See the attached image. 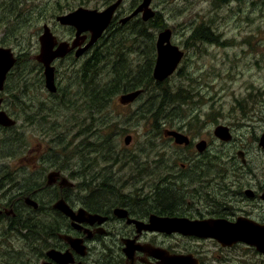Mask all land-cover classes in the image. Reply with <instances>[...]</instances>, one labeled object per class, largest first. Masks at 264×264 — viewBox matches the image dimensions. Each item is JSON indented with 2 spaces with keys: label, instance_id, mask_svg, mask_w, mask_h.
Returning <instances> with one entry per match:
<instances>
[{
  "label": "flooded vegetation",
  "instance_id": "1",
  "mask_svg": "<svg viewBox=\"0 0 264 264\" xmlns=\"http://www.w3.org/2000/svg\"><path fill=\"white\" fill-rule=\"evenodd\" d=\"M97 1L87 8L101 11L115 4L112 15L98 39L80 55L76 50L95 35L91 29L82 31L81 46L52 61L54 92L46 87L45 65L37 59L38 37L47 25L58 41H72L75 28L56 20L61 13L43 22L35 41L29 39L25 69L13 51L16 61L0 84V114L14 121L11 125L0 122V264H172L175 257L182 258L183 264H264V251L252 242L224 245L214 237L190 231V222L205 220L264 225V159H250L243 145H236L234 153L226 156L225 149L237 138L233 127L225 124L231 132L229 141L214 135L221 145L215 152L210 138L195 137L182 122L167 127L160 118L155 124L156 140L134 143L129 134L128 143L123 138V143L114 145V121L99 125L93 114L99 111L92 107L85 111L83 118L88 120L81 127L94 137L91 157H80L83 152L77 151L78 157L67 161L61 138L58 142L46 138L53 115L30 97H45L49 102L66 97L63 63H69L78 76L76 95L84 97V108L89 109L99 63L86 59L93 58L104 43L125 41L134 59L125 80L142 86L169 83L188 59L182 38L218 36L205 20L193 18L192 25L178 24L169 7L179 0ZM230 1L235 2L211 0L220 8ZM58 27L68 28L70 35L61 37ZM166 30L170 43L182 55L172 74L157 80L153 74L157 40ZM136 89L142 93L131 102L121 103L119 97L111 100L115 103L117 98L115 104L124 108L135 105L146 92L143 87ZM262 122L253 139L257 151L264 154L259 146ZM27 126L43 141L33 137L31 143H20L19 131ZM169 131L181 133L187 141H177ZM198 140L206 142L201 151L196 148ZM167 219L172 223L163 221ZM181 224L188 230L183 231ZM56 252L65 256L58 259Z\"/></svg>",
  "mask_w": 264,
  "mask_h": 264
},
{
  "label": "rangeland",
  "instance_id": "2",
  "mask_svg": "<svg viewBox=\"0 0 264 264\" xmlns=\"http://www.w3.org/2000/svg\"><path fill=\"white\" fill-rule=\"evenodd\" d=\"M15 1L0 0V42L6 31L12 43L9 46L21 57L18 63L23 64L21 68L25 69L24 64L29 61L27 60V54L30 52L28 46L31 45H28L29 39L35 41L36 32L41 30L43 22L50 20L49 16L54 13L52 8L56 0H21L22 3L20 1V5L16 7ZM91 3H95V0ZM234 7L236 10L232 9ZM169 12L178 20V24L184 21L186 25H192L193 18L205 20L206 25L217 32L218 36L214 42L182 38L184 42L180 43L188 50L186 53L188 59L182 63L179 71L171 76V80L166 84V90L183 88L186 89L187 96L182 97L175 105L170 103L160 107L158 118L165 121L167 127L182 122L186 128H190L191 134L195 137L210 138L212 152L221 147L213 134L214 128L218 124L229 125L233 127V135L237 138L227 150L225 149L226 156L234 153L236 145H243L246 147L247 157L258 161L264 159V154L257 151L253 139L254 132L258 133L259 125H262L264 120V0H235L221 5V8L214 5L211 0H179L176 5L169 7ZM15 15L21 17H14ZM11 21L16 22L15 26H10ZM195 23L197 25L198 22ZM57 31L64 38L70 35L68 28L58 27ZM110 47L113 48L110 54L102 57L103 60L107 58V61L102 60V64L99 65L101 75L94 79L96 84L92 86L94 90L97 89L99 81L104 82L105 78H109L108 69L117 57L120 60L118 65H124V68L116 67L118 72L125 73L134 67V59L129 55L130 50L125 48V41H116ZM116 50L121 53L116 58H111L115 56ZM63 64L61 69L65 77L62 85L66 97L52 99L51 102L45 97L30 99L43 105L44 110L53 115L50 118L54 123H49L51 130L45 134L46 138L50 137V142H58L61 138L65 145L67 161H74L78 157H75L77 151L83 152L80 157L89 158L93 155L90 143L94 137L85 135L83 132L87 130L81 129L88 120L83 116L90 109L84 108V97L76 95L78 93L76 82L79 78L69 63ZM160 91L149 89L144 92L138 103L127 108L115 104L118 103L117 98L115 103L110 100L105 108L93 113L95 120L98 124L114 121L111 131V141L114 145L123 143V138L127 134L132 135L134 143L143 144L144 141L156 140L157 131L152 128V118H146L148 113L146 108L149 100H161L164 95ZM181 93L184 94V91ZM120 94L122 93H116L111 97H119ZM23 103L28 110V102ZM153 108L155 107L152 104L150 109ZM141 111L144 113L140 114ZM102 133L103 130H99V134ZM33 137L38 142L43 141L40 135L33 134L28 126L24 130L20 129V143H31L35 141Z\"/></svg>",
  "mask_w": 264,
  "mask_h": 264
},
{
  "label": "water",
  "instance_id": "3",
  "mask_svg": "<svg viewBox=\"0 0 264 264\" xmlns=\"http://www.w3.org/2000/svg\"><path fill=\"white\" fill-rule=\"evenodd\" d=\"M115 4H112L104 10H96L87 7H77L76 9L58 15L56 20L65 26H71L75 28V35L71 42L58 41L56 36L51 32L47 25L43 26L42 33L38 37L40 52L37 55V59L45 65L46 75V87L49 91L54 92L56 86L54 83V67L51 65L55 58L64 57L72 49L81 46L84 37L81 36L82 31L91 29L95 35H93L88 43L76 50V55H80L86 47L91 46L98 39L99 35L107 25ZM182 53L178 48L172 45L169 41V32L166 30L162 36L157 40V58L153 69L154 78L157 80H163L168 77L175 70ZM16 59L14 53L10 47H0V84L5 79L7 71L14 65ZM142 93L141 89H136L123 93L119 96L121 103H128L133 101L137 96ZM0 122L5 125L13 124V120H10L5 114H0ZM214 135L223 141H229L231 139V133L226 125L218 124L214 128ZM168 134L173 135L177 141H187V138L181 133L176 131H169ZM131 140L130 135L124 136V142L128 143ZM206 146V142L201 140L197 143L196 148L203 150ZM259 146L264 148V131L259 137ZM238 154L242 157V152ZM167 223H172V219L163 220ZM224 221V220H223ZM221 220H205L190 222V231L204 235L211 236L221 241L224 245H230L238 240L252 242L254 245L262 251H264V225L244 224L242 222H236L234 224H222ZM174 223H182L181 220H173ZM224 223V222H223ZM193 224V225H191ZM202 225V226H200ZM183 231L188 230V226L185 224L180 225ZM181 230V229H180ZM204 231V232H203ZM55 253V252H54ZM57 253V252H56ZM58 259L64 256L58 254ZM72 259H67V262ZM172 264H183L182 258L175 257L172 260ZM185 264V261H184Z\"/></svg>",
  "mask_w": 264,
  "mask_h": 264
},
{
  "label": "trees",
  "instance_id": "4",
  "mask_svg": "<svg viewBox=\"0 0 264 264\" xmlns=\"http://www.w3.org/2000/svg\"><path fill=\"white\" fill-rule=\"evenodd\" d=\"M21 0H16L15 1V7L19 4ZM92 0H56L54 2V7L52 8V11H54V13L51 15L52 17H54V15L56 14H62V13H66L69 11H72L74 9H76L79 6H95L96 4H98V1L95 0V3H91ZM22 3V1H21ZM14 17H18L20 18L21 15H15ZM18 21V20H17ZM18 23V22H17ZM16 22L15 21H11L10 22V26L13 27L15 26ZM217 36L214 35H195V36H191L190 40H198V41H205L206 40L208 42H214L216 41ZM1 42L3 45L9 46L12 45L11 43V39L8 38V33L5 31L4 35L1 37ZM111 48L109 43H104L102 46L99 47V49H97L95 55L93 58H88L86 61L92 62V61H98L99 65L102 64V57L106 56V54H110L111 52ZM121 52H119V50L115 51V56L116 57L120 54ZM103 61H107V58H105ZM123 62V64H125V62L123 60H121ZM118 62H120L118 59L115 61L111 62V67L108 69L109 72V78H105L104 82L99 81L98 87L96 90H94L92 87L90 89V94L92 97H89V103L88 104V108L91 109L96 108L98 111H101V109L105 108L106 104L108 102H110L111 100V96L116 94V93H124L130 90H134L135 88L138 87H143L145 91H149V89H152L153 91H155V89H158L161 94H163L164 96H162L161 100H155L153 99V101L149 100L147 102V108L146 110H148V113L146 115V118H152L151 120V125L152 128L155 129L156 127V121L158 118V114L157 112L160 110V107L162 106H166V104H172L175 105L176 102L181 101L182 97H186V89L183 88H178L177 90L174 91H167L166 84L163 83H157L156 85H149V83H145L144 85H138V84H134L132 82H128L125 80V73H123L122 71H117L116 67H123L124 65L121 64V66H119ZM99 76L101 75V68L99 67ZM113 82V83H111ZM115 83V84H114ZM113 84V85H112ZM96 84H92V86H94ZM93 90V91H92ZM184 91V94H182L181 92ZM154 105L155 108H153L152 110L150 109L151 105ZM151 110V111H149ZM104 123H100V124H105ZM99 124V125H100ZM85 135H87L86 132H83ZM84 135V136H85ZM84 145V144H83ZM85 147V145H84Z\"/></svg>",
  "mask_w": 264,
  "mask_h": 264
},
{
  "label": "bare ground",
  "instance_id": "5",
  "mask_svg": "<svg viewBox=\"0 0 264 264\" xmlns=\"http://www.w3.org/2000/svg\"><path fill=\"white\" fill-rule=\"evenodd\" d=\"M105 158V157H104Z\"/></svg>",
  "mask_w": 264,
  "mask_h": 264
}]
</instances>
